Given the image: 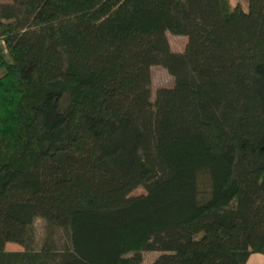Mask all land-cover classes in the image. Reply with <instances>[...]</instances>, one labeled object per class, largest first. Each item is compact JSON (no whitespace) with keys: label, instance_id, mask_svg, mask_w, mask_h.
<instances>
[{"label":"trees","instance_id":"obj_1","mask_svg":"<svg viewBox=\"0 0 264 264\" xmlns=\"http://www.w3.org/2000/svg\"><path fill=\"white\" fill-rule=\"evenodd\" d=\"M167 33L186 37L182 53ZM152 66L171 87L153 91ZM145 252L264 255V0L0 3V264Z\"/></svg>","mask_w":264,"mask_h":264},{"label":"rangeland","instance_id":"obj_2","mask_svg":"<svg viewBox=\"0 0 264 264\" xmlns=\"http://www.w3.org/2000/svg\"><path fill=\"white\" fill-rule=\"evenodd\" d=\"M10 0H0V3H7ZM232 5L241 4L245 6V0H229ZM166 38L169 44L171 51L182 53L186 47L187 39L183 36H175L170 33L166 34ZM151 74V84L153 87V91L162 87H171L173 84V77L170 76L167 71L161 66H152L150 68ZM144 194L142 188H137L133 190L130 196H138ZM33 231H34V239H35V247L39 249L43 244L46 233H47V224L44 220L40 218H36L33 222ZM52 241L54 242L55 247L61 249L65 243V235L61 229H57L53 232ZM11 246L13 248H10ZM5 251L8 252H18L21 251L22 248L16 244L8 243L6 245ZM160 255L161 252H145L142 254V263L141 264H151L153 263Z\"/></svg>","mask_w":264,"mask_h":264},{"label":"crops","instance_id":"obj_3","mask_svg":"<svg viewBox=\"0 0 264 264\" xmlns=\"http://www.w3.org/2000/svg\"><path fill=\"white\" fill-rule=\"evenodd\" d=\"M6 245H8V244H6ZM6 245H5V249L7 248ZM8 247L13 248L11 246H8ZM245 264H264V255L256 254V253L251 254L248 257Z\"/></svg>","mask_w":264,"mask_h":264}]
</instances>
